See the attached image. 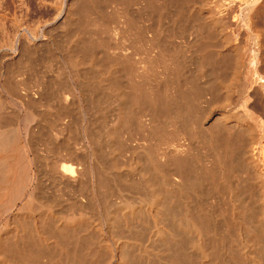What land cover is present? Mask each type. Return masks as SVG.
<instances>
[{
    "label": "bare ground",
    "instance_id": "bare-ground-1",
    "mask_svg": "<svg viewBox=\"0 0 264 264\" xmlns=\"http://www.w3.org/2000/svg\"><path fill=\"white\" fill-rule=\"evenodd\" d=\"M54 1L0 48V264H264V0Z\"/></svg>",
    "mask_w": 264,
    "mask_h": 264
},
{
    "label": "rangeland",
    "instance_id": "rangeland-1",
    "mask_svg": "<svg viewBox=\"0 0 264 264\" xmlns=\"http://www.w3.org/2000/svg\"><path fill=\"white\" fill-rule=\"evenodd\" d=\"M1 1H2L3 3H2ZM5 1H6V2H5ZM22 1H23V2H22ZM33 1H34V2L36 1V2H35V3H31V2H33ZM33 1H32V0H25V1H24V0H21V1H20V0H4V1H3V0H0V5H1V3H2V5L0 6V20H1V21H0V23H1L0 25H1V26L3 25L2 27H4V30H3V28H1V26H0V28H1V29H0V30H1L0 35L2 34L1 36L3 37V38H2V37L0 36V48L5 44V42H4L5 39H4V38H8L7 36H9V37H13L14 35H16V33H17L18 30H19V33H20V29H23V28H19V27H17L18 24H22V25H24V26H27V25H29V24H32L33 22H34L35 24H36V23L39 24L38 21L40 20V21H41V22H40L41 24L44 22V23L42 24V25L44 26V25L46 24V22H47V19H48V22H49V19H50L51 17L54 16V14H55V12H54L55 8H54V5H53L54 3L52 4V2H53L54 0H52V1H51V0H46V1H44V0H39V1H38V0H33ZM43 1H44V2H43ZM50 1H51V2H50ZM55 1H56V0H55ZM55 1H54V2H55ZM9 2H10V3H9ZM11 2H13V3H11ZM24 2H26V4H25ZM37 2H39V3H37ZM40 2H43V3L40 4ZM4 3H5V5H3ZM8 3L10 4V6H9ZM19 3H20V5H21V4H24L25 6H24V5H21L20 7L17 8V6H19ZM30 3H31V5H32V4H33V5L35 4L34 7H33V5H32V7H31ZM46 3H47V4H46ZM49 3H51V4L49 5ZM13 4H14V5H13ZM38 4H40V5H38ZM45 4H46V5H45ZM210 4H211V3H210ZM212 4H213V3H212ZM12 5H13L14 7H13ZM26 5H27V8H28V9H27V8L25 9ZM28 5H29V6H28ZM43 5H44V6H43ZM51 5H52V6H51ZM3 6H4V7H3ZM5 6H6V7H5ZM35 6H36V7H35ZM30 7H31V8H30ZM38 7L41 8V9H39ZM49 7H50V8H49ZM52 7H53V8H52ZM2 8H3V9H2ZM15 8H16V10H15ZM35 8L38 9V10H34ZM5 9H6V10H5ZM24 9H25V10H29V11H31V12L25 11ZM52 9H54V10L52 11ZM13 10H14V12H16L15 14H17V13L19 14V12H21V14H20V15H18V14L15 15L14 12H13ZM21 10H24L25 12H24V11H21ZM40 10H41V11H40ZM44 10H45L46 12H45ZM47 10H49V13L47 12ZM33 11H34V12H33ZM36 11H37V12H36ZM39 11H40V12H39ZM43 11H44V12H43ZM9 12H10V13H9ZM26 12L29 13V14L27 15V16H28V17H27V20H30V19H28V18H31V17L33 16L32 14H34V16L32 17L33 20L31 19V20L33 21V22L31 21L32 23H31L30 21H26V16H25V15L27 14ZM42 12H43V13H42ZM24 13H25V14H24ZM36 13H37V16L35 15ZM39 13H41V14H43V15H40ZM45 13H48V14H45ZM4 14H5L6 16H5ZM13 14H14V15H13ZM22 14H23L25 17H24ZM44 14L46 15V17L44 16ZM52 14H53V16H52ZM21 15H22V17H21ZM29 15H30V16H29ZM39 15H40V16H39ZM1 16H2V18H1ZM14 16H15V17H14ZM42 16H43L45 19L47 18L46 21H45L44 18H41ZM50 16H51V17H50ZM16 17H17V18H16ZM34 17H35V18H34ZM37 17H38V19H37ZM39 17H40L42 20H41ZM49 17H50V18H49ZM14 18H15V20L19 18V19H18L19 21H18V20L15 21ZM6 19H7V20H6ZM51 19H52V18H51ZM13 20H14V21H13ZM36 20H38V21L36 22ZM43 20H44V21H43ZM2 21H4V24H2V23H3ZM42 21H43V22H42ZM14 22H16L15 24H16L17 26L14 25ZM18 22H20V23H18ZM28 22H29V24H28ZM7 23H8V24H7ZM38 24H37V25H38ZM5 25H7V26H5ZM42 25H39V26L42 27ZM11 26H13V27H11ZM14 26L17 27V31H16V29H15ZM6 27L8 28L9 31H11V30H10V28H11L13 32H12V31L9 32V31L7 30ZM13 28H14L15 30H14ZM3 31H4V32H3ZM7 31L9 32V33H7V34H9V35L6 34ZM14 32H16V33H14ZM59 32H63L62 29L55 30V31L53 32V35H54V39L56 38L55 40H57V43L60 42V45H61V46L59 45L60 48H59V47H58V48L61 49V47H62L63 44H64V43H62V42H65V40H66L67 38L65 39V36H66V35L63 36V35H64V32H63V34H62V33H59ZM13 33H14V34H13ZM54 33H55V34H54ZM5 34H6L7 36L4 37ZM11 34H13V35L11 36ZM1 38H2V40H1ZM3 39H4V40H3ZM58 39H59V41H58ZM2 41H3V42H2ZM57 45H58V44H57ZM54 51H55L56 54H58V50H57V49L55 50V48H54ZM41 52H42L43 55H41ZM12 55H13V56H12ZM17 55H19V54H16V55L11 54V56H9L10 58L7 57V58H5V59H4L3 57H0V67H1L0 69H2L1 72H4L3 70H5V69H6V70H9L12 66H13V67L16 66V65H14L13 63L18 62L17 60H20V59H21L20 57H19V58H20V59H19V58L17 57ZM45 55L48 56V54H47L46 51H44V50L38 51V54L33 55V57H34L33 61L35 62V65H34V62H32L33 64H32V63H31V64L33 65V67H31V68H33V69H29V68H28V71H26V73L28 72L27 74H28L29 76H28L27 74H24V76L26 75V77L28 76L27 78H33L34 75L36 76L38 72L41 73L42 71H45V67H43L44 64H45V61H46V59H47V56H45ZM40 56H41V57H40ZM15 57H16V58H15ZM13 58H14V59H13ZM1 59H2V60H1ZM6 61H7V62H6ZM10 61H11L12 63H10ZM8 62H9L11 65H10ZM23 63H24V62H23V60L21 59V60L19 61V65H20V66L23 65ZM41 64H42V65H41ZM9 65H10V66H9ZM17 65H18V63H17ZM32 65H31V66H32ZM36 65H37V67H36ZM4 67H5V69H4ZM35 68H39L40 71H39V69H38V70L36 69V70L38 71V72H37V71L35 70ZM6 70H5V71H6ZM29 70H30V71H29ZM47 74H48V73H47ZM30 76H31V77H30Z\"/></svg>",
    "mask_w": 264,
    "mask_h": 264
}]
</instances>
